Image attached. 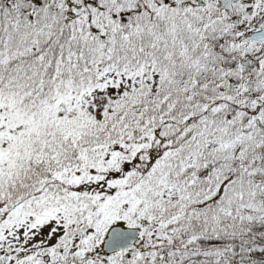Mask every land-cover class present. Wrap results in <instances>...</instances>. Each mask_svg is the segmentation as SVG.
<instances>
[{"label":"snow or ice","instance_id":"obj_1","mask_svg":"<svg viewBox=\"0 0 264 264\" xmlns=\"http://www.w3.org/2000/svg\"><path fill=\"white\" fill-rule=\"evenodd\" d=\"M0 264H264V0H0Z\"/></svg>","mask_w":264,"mask_h":264}]
</instances>
